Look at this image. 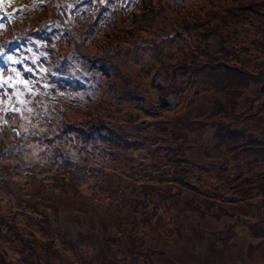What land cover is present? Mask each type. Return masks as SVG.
Returning <instances> with one entry per match:
<instances>
[{
	"label": "trees",
	"instance_id": "16d2710c",
	"mask_svg": "<svg viewBox=\"0 0 264 264\" xmlns=\"http://www.w3.org/2000/svg\"><path fill=\"white\" fill-rule=\"evenodd\" d=\"M169 1L173 3L174 8V11H171L169 15H175L177 17V24L182 26L188 33L187 36H184L182 32H177V37L169 36L168 40L166 39L165 45L169 48L173 43V46L178 47L176 45L178 41L186 42L187 37L188 39L185 44L186 50L184 51L174 50L173 53H167L163 50L159 51L161 56L163 55L167 58L166 61L161 60L165 65L162 73L167 76L169 73L172 74L170 86L175 83V75L183 77L184 87L193 90V94L196 96L201 93V90L196 88L198 83L201 84L200 87L202 91H214L209 84L211 81L218 95L223 91L225 96L223 100L218 95L216 96L215 103L209 113H194L192 117H185L181 112L177 113L174 115V118L169 120L165 117L167 126L162 129L165 135L163 144L153 148L150 147L148 143L146 145L153 153L152 164L149 166L131 165V168L134 169V173L140 174V177H142V174L157 171L155 172V179L148 185L141 183L140 186H135L131 184L130 193H135L134 200L142 196L141 198H137L141 204L139 206L137 205L136 208L150 204L154 206L155 211L159 207L162 208L161 212L171 209L178 211L179 204H181L183 205L182 211L186 210L188 213L194 212L200 215V213L203 212L200 210L202 207H206L207 211H211L216 204L225 206V203L231 200L217 202L208 199V197H206L207 189H201L196 184H203V182H205L206 185L211 186V183L204 181L198 172H195L194 176L188 173V175L196 181V184H194L192 180L189 182V176H183V173L187 172L186 166H179L178 164V160H181L180 157L178 158L179 154L193 151L195 147L201 148V154L204 157H207V154L211 153L228 155V157L230 152H233V156H237L246 151L255 154L264 153V141L253 136L250 132H247L248 127L243 129L233 127L234 120L243 121L248 118L255 120L260 126H264V99L259 101L258 97H253L250 103L251 112L247 111V105L242 111L235 113L236 105L240 104L239 98L246 94L244 93L246 87L252 88V83L256 85L258 81L259 83L264 82V0H202L203 3H196L200 7L199 12L196 13H177L176 10L185 5L181 4L185 0ZM93 2H96L99 6L108 2L103 8L106 15L110 17L119 12V16L124 17L113 20L108 18L106 21L102 22L101 29L104 30L105 36L102 42L99 40L102 45H100L101 47L99 50H104L103 44L106 43V40L112 39L115 36L116 33L113 34L114 31L116 30L115 32H117V29H120L123 23L131 20V16L135 13L132 9L138 8V6L143 7L146 0H43L32 6L20 1L17 5L18 9L14 11H7L5 0H0V6L3 11L9 13V17L5 18L8 27L1 35L0 47L5 49L4 51H7L11 57L15 58L13 61L4 58L8 66V72H10L11 75H16L17 79L25 78L27 82L33 83L31 85H34L44 92L53 93L60 87L69 95L68 97H62L64 98L62 99L63 101H68L66 106L51 104L50 106H55V108H48L45 110L40 105L42 100L36 94L24 89V86L27 84L26 82L20 84L18 80H14L11 86H6L1 82L0 130L4 126L3 120L6 119L19 124L21 114L26 111L25 109H31L30 112H32L41 123H44L41 118L48 117L55 121L60 120L64 125V118L70 117L75 113L73 109L85 108L91 105V103L99 100L102 77L114 72L118 64L110 60V58L113 57L112 54L97 50L96 52L100 55L93 56V61L95 62L91 64L94 65L93 68L96 69V72L93 75L94 83L92 89L94 91H91V96L89 97L87 93H83L84 86L82 83L74 81V77L65 79L53 76L45 64H48L52 58H55L57 53L61 52H57L56 48L53 47L56 39L62 35L63 31L65 33V39L69 31L73 32L75 35L79 32L73 29V19H63L65 16H68V14L63 13L62 10L66 12L67 9H73L74 11L83 12L87 8L91 9V4ZM129 9L131 12L127 15L126 12L129 11ZM143 9L148 10V7H144ZM57 20L60 21V24L57 23ZM244 23L248 25V30L242 29ZM4 30L5 28H2V32ZM94 31L93 27L89 28V32ZM102 33V30L95 33L94 38L100 35L101 38ZM241 33L248 34L249 36L248 48L250 56L245 55L244 50L246 49L241 39ZM84 39L88 41L87 37ZM43 40H45V45L42 43ZM84 41L86 42V40ZM91 41L94 40H90L89 42ZM94 43L96 42H93V44ZM213 44H216V47L212 49ZM252 48L253 50H251ZM81 52L82 50H80V53ZM82 55L90 59L88 55ZM241 55H243V60L241 59ZM63 56L65 57V53ZM161 56L159 58H161ZM248 57L254 59L262 57V60H260V62L255 61V69H250L251 67L246 66ZM200 58H202L203 61H201ZM96 59L98 60L96 61ZM155 76L159 75L155 74ZM198 79L200 82H198ZM257 87L259 88L258 85ZM108 91L111 92L113 89L109 88ZM141 97L145 98L143 95ZM197 100L198 98L196 99L193 96L187 99L186 108ZM146 101L148 100L145 99L144 102ZM9 105H11L13 109H19V111L8 109L7 107ZM243 116L244 118L242 119ZM43 125L48 129L51 128L50 124ZM143 126H138L136 129H142ZM64 127L65 130L67 127L71 131L82 130L79 126L75 127V129L69 126ZM91 127H93L91 137L75 134L78 140L74 143L65 141L63 139L65 136L64 133L61 137L50 136L44 139H38L36 136L32 135L31 142L37 145V155H35L32 166L48 168L52 173L51 176H63L62 174H64L73 178V175L78 176L80 174V176L83 177H87L88 175L97 177V187L99 190L106 192L109 188H105L102 182L106 176V171L104 169L107 168V166L105 164L102 168V166L98 164L99 162L92 160L100 159V161H103L102 158L106 160L109 159V161H105V163L109 164L111 162L114 165L113 167L120 171L117 174L107 172L111 174V178L117 182L116 187L111 191V193L114 194L113 202L118 206L123 204V207L114 206L115 208L111 209L115 213L117 210L125 209V211L118 214H109L107 213L108 210L106 206H100L94 200L87 201L83 198L81 199L80 196L75 193L76 190H74V192L70 189L71 186L67 187L69 185L66 184L64 178L57 179V182L48 185L47 188V183L43 179L49 178V175H25L22 172V166L19 161L16 160L18 154H23V151H28V149L23 148L20 153L11 143L0 141V183H2V170H8L10 168L12 173H15L13 175L23 176V185L25 187V183L35 181L36 185H38L39 198L41 200L36 202V209L37 205H44L46 203L53 211L55 210V207L58 205L54 202L55 194L52 193V190H59L63 193L72 191L76 194L78 198L77 201H81V203L78 202L76 208L70 207L69 209H64L62 217L59 216V208H57L58 215L53 212V218L51 219L48 214L44 213L43 219L40 220L45 222L44 226H39L36 223L42 234L51 235L53 232L56 235L57 240L52 238L53 242L55 241L54 244L57 241L60 242L59 244L69 251L68 257L64 256L59 249L54 247V244L51 245V243L49 244L48 242L43 243L41 240L37 239L34 234L27 233L25 230L16 226L17 224H15V222L19 215L26 218L27 222L33 220L34 217H32V215L19 210L20 213L11 214L9 215V219H7L1 214L0 245L9 246L16 256V260L13 261L6 257V253L1 248L0 264H158L159 261H161L162 264V256L167 253L166 249L160 250L157 248H150V246H146L144 240H140V237L134 239L133 233L141 229L133 225L131 226V213L136 214L137 211H135V206L132 202L131 208H133V210H131L130 207H124L127 206L128 203L123 196L125 193L122 194L120 191V189L124 191L123 184L125 187H129L130 182L120 178L124 166H116V164L121 161L128 165L130 164L128 155L123 154L120 159V155H118L119 146H130L129 144H131V148H136L141 146L144 140L146 142L148 138L145 137L139 141L133 140L134 142H131L128 137L136 133H119L120 129L117 130V128L113 127L110 120L100 125H92ZM209 130L213 131V138L216 139V141L213 144L205 146L202 144V140L204 134ZM103 131H108L109 134L105 137L100 136V133ZM200 131H202V134ZM10 136L14 139L17 138V135L13 132L10 133ZM168 138L170 142L166 144ZM57 140L68 144L65 150L57 147ZM26 141L29 142L28 139H26ZM74 151H76L78 162L80 163L77 162L76 156L72 154ZM38 156L43 158L42 160L45 161V163L40 162L37 158ZM110 156L112 159H110ZM183 156V159L186 160V154ZM201 160L204 161V163L199 160H190L191 163L188 166L191 168L198 167L200 169L213 166V164L211 165V163H208V160ZM4 162L9 163L4 164ZM164 165L166 169L161 168ZM214 166L215 167L208 169L210 170V175L220 177V181L214 184V186H218L224 180L221 178L223 174L219 170L223 171L225 168L219 163ZM216 169L217 171H215ZM228 174L226 176L227 179L235 177V175H230V177ZM126 176V179H131V175ZM239 180L241 181V177L236 179V181ZM164 181L167 184L161 186L162 183L159 182ZM170 182L180 183L182 189H175L168 184ZM10 183L13 182L10 181ZM222 183H224V181ZM235 183L237 184V182ZM244 183L250 182H248L246 178ZM137 189L139 191H136ZM183 189L186 193H191L192 195H184L183 192H181ZM7 191H9V189ZM242 193L244 194L245 192L242 191ZM13 198L17 199V196L14 195ZM106 198L112 201L110 197L106 196ZM8 201H12V198L8 197ZM240 203H244L243 200ZM245 203H247V201H245ZM70 211L77 213V216H75V214L73 216L69 215ZM79 212H82L85 216L79 219ZM87 214L91 216L98 214L97 217L108 215L110 221L112 220L110 227L111 234L107 235L104 233L100 235L99 231H96V234L90 233L88 230L92 228L85 222ZM142 214H144V212H142ZM117 215L120 216L116 217ZM209 215L213 216L215 220L219 222L226 215H234L235 218L238 217L237 213L231 210H222L219 213L215 211ZM73 218L75 219L74 221H72ZM55 219L63 223H71L69 231L72 233L69 231L68 233H63V226L60 223L57 226L54 222ZM135 221L138 222L139 218H136ZM115 222L121 223H119L118 226L114 224ZM161 222L162 220L160 218L159 224H161ZM98 223L101 224L100 219H98ZM159 224L155 226V229L160 227ZM84 226H86L88 230H84ZM159 231L162 232V235H160L163 238L162 243H164V239L167 236L171 239L176 238L178 240V238L184 235V232L180 231V228H175L168 233L166 237H163L165 232L162 229ZM220 231V243H224L225 245L226 240L231 237H222L223 230ZM198 232L200 238L205 235L201 232V227H198ZM141 235H144V233L141 232ZM210 241L214 243L215 250L219 249V244L217 242L213 240ZM192 242V247L195 249L196 242ZM166 243H168V241H166ZM86 253L91 255L94 254L95 257H87L85 255ZM156 256L159 257L155 258ZM167 260L171 263L173 258L167 254L166 263H169ZM181 260L184 262L187 259L182 258ZM185 264L197 263L194 261H187Z\"/></svg>",
	"mask_w": 264,
	"mask_h": 264
},
{
	"label": "rangeland",
	"instance_id": "374dc122",
	"mask_svg": "<svg viewBox=\"0 0 264 264\" xmlns=\"http://www.w3.org/2000/svg\"><path fill=\"white\" fill-rule=\"evenodd\" d=\"M196 3H203V1L185 0L181 3L185 5L178 8L176 11L177 13L199 12L200 7ZM16 5L17 4L15 2H10L9 6ZM144 7H148V10L143 9ZM171 11H174V8L173 3L169 0H146L143 7L138 6V8H136L134 11L135 13L131 16V20L123 23L121 28L117 29V32H115V30L113 34H116L112 39L110 38L109 40H106V43L103 44L104 50H99L102 46V39L101 42L93 44L92 47H87L89 45L84 46V50H82L81 53L87 54L88 56H98L100 54L96 52L97 50L100 52L105 51L113 55V57L110 58L111 61H115V64L118 63L114 72L102 77L99 100L91 103V105L85 108L73 109L75 113H73L70 117L64 118V125L60 120L55 121L48 117L41 118L44 122L41 123L40 120L29 111V109H25L27 112L25 111L21 114L19 124L12 122L9 119L3 120L4 126L0 130V141L4 143H11L16 149H18V152L22 151L23 148L28 149V151H23L25 156L23 154H18L16 160H19V158L22 157L25 161H27L29 166H32L35 155H37V145L31 142L32 135L36 136L35 134L37 132H42L43 130L46 131L47 134H57L58 137H61L64 133L65 136L63 139L68 143H74L78 140L75 134L79 136L86 135L87 137H91V133L93 132V127H91L92 125H100L103 122L105 123L110 120L113 127L117 128V130L120 129L119 133H136L135 135L128 137L131 142L139 141L142 138L144 139L147 137L148 139H146V142L144 140V143L139 147L131 148V144H129L130 146H119L118 148V155H120V159L123 154L129 156V165L121 161L117 163L116 166H124L120 178L130 182L129 187H125L122 183L124 191L122 189H120V191L122 194L125 193L123 196L128 203V205L124 207L131 208L132 202L135 206V211H137L136 214L131 213V226L133 225L134 227L141 229H139L140 231H135L133 233L134 239L136 237H140V240H144L146 242V246H150V248H157L160 250L166 249L167 253L162 256V264H185L187 261H194L197 264H264V153L255 154L253 152L249 153V151H246L237 156H233V152H230L229 157L228 155L211 153L207 154V157H204L201 154V148L195 147L193 151L184 153L187 157L186 160L183 159L184 154H179L178 158L180 157L181 160H178V164L179 166H186L185 168L187 170V172L183 173L184 177L187 176L188 173H191L192 176H194L195 172H198L204 181L211 183V186L206 185L205 182H203V184H196V181L188 175L189 182L192 180V182L201 189H207L206 197H208V199H212L217 202H221L222 200H231L227 201L225 206L215 203L216 205L211 211H207L206 207H202L200 210L203 212L200 213V215L194 212L188 213L186 210L182 211L183 205L181 204H179L178 211L171 209L161 212V207L157 208L155 211L154 206L150 204H147L144 207L136 208L137 205L139 206L141 204L137 198H141L142 196H139L136 200H134L135 193H130L131 184L135 186H140L141 183L148 185L153 179H155L154 176L157 171L142 174V177H140V174L134 173V169L131 168V165L149 166L152 164L153 153L146 145L148 143V145L153 148L163 144L165 135L162 129L167 126L165 117L169 120L174 118V115L181 112L185 117H192L194 113H209L211 112L216 96L218 95V92L213 87L214 85L211 81L209 84L214 91H202L200 87L201 84L198 83L196 88L201 90V93L196 96L193 94V90L188 87H184L183 77H180L179 75L174 76L175 83L169 87L170 91H168V85L172 82V74L169 73L167 76L162 73L165 65L161 60L166 61L167 58L163 55L161 56L159 51L163 50L167 53H173L174 50L184 51L186 50L185 44L188 39L187 37L186 42L178 41L176 43L178 47L173 46V43L171 47H166V39L168 40L169 36L177 37V32H182L184 36H187L188 33V31L183 29L182 26L177 24V17L175 15H169ZM72 13L74 12H70L69 15ZM57 23L60 24V21L57 20ZM90 23L91 20H89L88 16L81 14L74 20L73 29L81 32L83 28L85 30ZM3 25L6 24L3 18H1L0 26ZM242 29L248 30V25L244 23ZM64 34L65 33L56 39L58 42L55 41L53 47L56 48L57 52H61L57 53L55 58H52L48 64H45L51 70V74L53 76H57V78H60V74H66L69 77L76 76L85 78V76H88L89 74V68L85 63V60L81 58V55L75 53L77 48H80L81 43H78L76 39L77 35L73 32L69 31L66 39ZM1 38L2 36L0 32V40ZM241 39L246 49L244 50L245 55L250 56L248 48V34L241 33ZM42 43L45 45V40H43ZM215 47L216 44H213L212 49ZM251 50H253V48ZM65 52H70L74 56L72 61L64 62L63 54ZM160 56L161 58H159ZM241 56V59L243 60V55ZM258 58L259 59L248 57L246 66L251 67L250 69H255L254 64L262 60V57ZM47 59L49 60L48 57ZM61 60L63 61L61 62ZM200 60L203 61L202 58H200ZM155 74L159 75V81L155 78L153 79ZM198 82H200L199 79ZM90 83H94L92 78L90 79ZM258 83H256V85L252 83V88L246 87V91L244 92L246 94L239 98L240 104L236 105L235 113L242 111L247 105V111L251 112L252 109L250 108V103L253 97H258L259 101L264 99V93L261 94L259 89L264 82ZM31 84L33 83L27 82L24 89L28 91V88H33L39 92L33 94H36L42 100L40 105L43 109L46 110L48 108H55V106H50L51 104H60L62 106L67 105L68 101H63L62 99L64 98L62 97H68L69 95L60 87L53 93H47ZM109 88L113 89V91L109 92ZM142 95L145 96V98H142ZM170 95L175 98V107H160L158 108L157 113H155L153 105L165 103V100L171 97ZM192 96L196 99L198 98V100L186 108L187 99ZM218 96L223 100L225 93L221 91ZM145 99L148 101L144 102ZM243 118L244 116L242 119ZM241 121L242 120H234L233 124L241 127L247 125V132H250L253 136L264 141V126H260L251 118H248L244 122ZM43 124H50L51 128L48 129ZM64 126H69L73 129L79 126L82 130L79 129L80 131H71L68 127L65 130ZM138 126H143V128L136 129ZM11 132L17 135L16 139L10 136ZM200 133L202 134V131H200ZM108 134V131H103L100 133V136L105 137ZM24 137H27L29 142L25 139L26 143L24 142L25 144L23 143V145L22 143H19V141ZM215 141L216 139L213 138V131L209 130L204 134L202 144L207 146L209 144H213ZM169 142L170 139L168 138L166 144ZM37 158L40 162L45 163V161L42 160L43 158L40 156ZM76 158L78 162V157ZM110 159H112L111 156ZM201 159L208 160V163H211V165L213 164V166H207L203 169L198 167L191 168L188 166L191 163L190 160L202 161ZM102 160L103 161L97 159L92 161L99 162L98 164H100L102 168L105 164L107 166V168L104 169L106 171V176L102 182V185L105 188H109L106 192L99 190L97 187L98 184H96V181L98 178L90 175L83 177L79 174L78 176L73 175V178H71L68 175L62 174L64 176L55 175L43 180L47 183L46 187L48 188V185H52L54 182H57V179L64 178L66 184L69 185L67 187L71 186L70 189L73 191L76 190V192H74L77 193L81 199L83 198L87 201L94 200L98 203V205H102L104 207L106 206L108 210L107 213L109 214L121 213L125 211V209L117 210L116 213L111 209L115 208L114 206H118L113 202L114 194L111 193L112 189L116 187L117 182L114 181L110 176L111 174H109H117L120 171L119 169L114 168V165L111 162L109 163L110 165L105 163V161H109V159L106 160L102 158ZM202 162L204 163V161ZM8 163L9 162H4V164ZM218 163L225 168L223 171L219 170L223 174V177L221 178L224 179V183H222V181L218 186H214L216 182L220 181V177L210 175V170L208 168L215 167L214 165H218ZM20 165L22 166L23 174H25V167L21 163ZM161 168L166 169V166L164 165ZM29 171L32 170H27L26 173ZM215 171H217V169ZM2 173V183H0V215L3 214L4 218L9 219V215L20 213L19 210L27 211L29 214L33 215V220L31 222H27L26 218L19 215L20 218L18 216L19 219L17 218L15 222L18 228L25 230L30 234L33 232V234L36 235V238L41 240L43 243H49L52 238L57 240V237L53 232L51 235L41 233L39 226H44L45 222L40 220L43 219L44 213L48 214L50 219L53 218V212L57 214V208L60 209L59 216L61 217L64 214V209H69L70 207L76 208L78 202L81 203V201H77L78 198L76 194L72 191L63 193L59 190H52V193L55 194L54 202L58 205L55 207V210L53 211V209L46 203L44 205H37L36 209V202L41 200L39 198L38 185H36L35 181L25 183V187L23 185V176L13 175L15 173H12L11 168L8 170H2ZM227 174L228 176L235 175V177L227 179ZM126 175H131V179H126ZM240 177L241 181H236V179ZM246 178L250 183H244ZM10 181L13 183H10ZM235 182H237V184ZM159 183H162L161 186H165V184H167L165 181ZM168 184L173 186L175 189H182V185L178 182H170ZM8 189L9 191H7ZM136 191L139 190L137 189ZM242 191L245 193L243 194ZM181 192H183L184 195H192L191 193H186L184 189ZM14 195L17 196V199L13 198ZM106 196L110 197L112 201L106 198ZM8 197L12 198V201H8ZM242 200L244 203H240ZM245 201H247L248 204L245 203ZM118 207H123V204ZM131 210H133V208H131ZM222 210H231L234 213H237L238 217L236 216L237 218H235L234 215H226L219 222L216 221L213 216L209 215L215 211L219 213ZM142 212H144V214H142ZM74 214L77 216V213H73L72 211L69 212V215L71 216ZM97 215L98 214H94L91 216L90 214H87L85 222L92 229L88 230L86 226H84L83 229H87L90 233L94 234H96V231H99L100 235L104 233L110 235L112 220L110 221V217L108 215H104L102 217H97ZM78 216H80V219L85 215L82 212H79ZM118 216L120 215H117L116 217ZM136 218H139L138 222L135 221ZM160 218L162 220L161 224H159ZM98 219L101 220V224L98 223ZM74 220L75 219L73 218L72 221ZM54 222L57 226L59 223L63 226V233H68L71 223H63L58 219H55ZM36 223L39 226H37ZM119 223L115 222L114 224L119 226ZM158 224L160 227L155 229V226ZM198 227H201V232L205 234L202 238L199 237ZM175 228H180V231H183L184 235H182L181 238H178V240L176 238L171 239L168 236L166 237V235ZM160 229L165 232L163 235V237H166L164 239V243H162L163 238L160 236L162 235V232L159 231ZM220 230H223L222 237H231L226 240L225 245L224 243H220ZM69 232L72 233L71 231ZM141 232H143L144 235H141ZM210 240L217 242L219 244V249L215 250V245ZM166 241H168V243H166ZM192 241L196 242L195 249L192 247ZM59 243L60 242L57 241L55 244H58L60 248H64ZM53 244L54 242L52 241L51 245ZM1 248L6 253V257L13 261L16 260V256L13 254L9 246L0 245V249ZM167 254L173 258L171 263L168 260L167 262L169 263H166ZM85 255L87 257H95L94 254L91 255L86 253ZM158 257L159 256H156L155 258ZM182 258H186L187 260L183 262L181 260ZM158 264H161V261H159Z\"/></svg>",
	"mask_w": 264,
	"mask_h": 264
},
{
	"label": "water",
	"instance_id": "95a60500",
	"mask_svg": "<svg viewBox=\"0 0 264 264\" xmlns=\"http://www.w3.org/2000/svg\"><path fill=\"white\" fill-rule=\"evenodd\" d=\"M261 90H263V86L261 87ZM160 105V103H159ZM163 107H172L174 105V99L172 97H169L165 100V103L161 104Z\"/></svg>",
	"mask_w": 264,
	"mask_h": 264
},
{
	"label": "snow or ice",
	"instance_id": "6c2138e0",
	"mask_svg": "<svg viewBox=\"0 0 264 264\" xmlns=\"http://www.w3.org/2000/svg\"><path fill=\"white\" fill-rule=\"evenodd\" d=\"M12 111H19V109H12ZM29 111H31V109H29Z\"/></svg>",
	"mask_w": 264,
	"mask_h": 264
}]
</instances>
